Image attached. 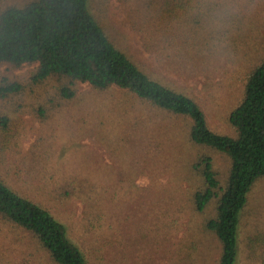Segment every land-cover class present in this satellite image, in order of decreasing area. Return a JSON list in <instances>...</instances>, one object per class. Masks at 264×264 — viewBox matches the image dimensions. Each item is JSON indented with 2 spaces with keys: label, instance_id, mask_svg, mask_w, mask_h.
Listing matches in <instances>:
<instances>
[{
  "label": "rangeland",
  "instance_id": "rangeland-1",
  "mask_svg": "<svg viewBox=\"0 0 264 264\" xmlns=\"http://www.w3.org/2000/svg\"><path fill=\"white\" fill-rule=\"evenodd\" d=\"M29 1L0 0V11ZM150 1L89 0L87 9L151 81L193 98L212 132L234 136L228 114L242 98L247 73L264 57V0H220L230 3L218 12L232 25L223 53L215 63L200 59L202 69L190 73L169 68L176 53L163 61L164 55L146 50L154 37ZM35 68L0 64V87L4 81L22 87L0 97L2 182L68 229L90 264H217L219 243L203 228L214 205L201 214L188 209L189 192L201 187L189 166L209 157L223 183L228 159L190 145L189 122L182 117L118 88L98 91L77 83L76 97L61 100L55 78L31 84ZM87 194L97 196L100 218L88 207ZM239 232L238 264H262L264 178L249 194ZM23 256L51 264L30 235L0 218V264L9 258L20 263Z\"/></svg>",
  "mask_w": 264,
  "mask_h": 264
},
{
  "label": "trees",
  "instance_id": "trees-1",
  "mask_svg": "<svg viewBox=\"0 0 264 264\" xmlns=\"http://www.w3.org/2000/svg\"><path fill=\"white\" fill-rule=\"evenodd\" d=\"M150 3L155 7L150 29L154 37L153 45L146 50L164 55L163 61L167 54L176 53L175 61L167 65L170 69L181 67L188 73L192 67L202 69L200 59L207 58L210 63L219 60L232 25L225 23L227 16L218 11L222 7L227 9L229 2L151 0ZM88 7L89 0H31L1 10L0 64L14 68L36 65L31 84L55 78L59 82L55 94L61 100L76 97L77 83L98 91L118 88L154 109L189 122L190 145L224 155L229 169L221 183L211 159L197 158L189 170L201 187L198 185L189 192L188 209L201 214L214 205V216L203 228L219 243L217 264H238L241 219L252 188L264 178V57L247 73L242 98L228 114L227 121L235 135H220L210 130L204 112L193 98L151 81L119 51ZM178 57L183 60L180 65ZM4 83L0 87L1 98L22 90L18 83ZM90 189L93 192L97 187L91 185ZM84 199L100 218L97 196L87 194ZM173 205L180 209L176 200ZM0 218L30 235L51 264H90L69 237L68 229L1 179ZM30 257L23 256L20 263L9 258L7 264H32Z\"/></svg>",
  "mask_w": 264,
  "mask_h": 264
}]
</instances>
